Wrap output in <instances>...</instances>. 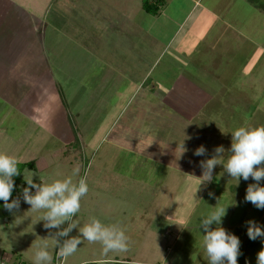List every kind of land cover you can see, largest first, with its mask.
Listing matches in <instances>:
<instances>
[{"label": "rangeland", "instance_id": "1", "mask_svg": "<svg viewBox=\"0 0 264 264\" xmlns=\"http://www.w3.org/2000/svg\"><path fill=\"white\" fill-rule=\"evenodd\" d=\"M142 1L55 0L48 8V25L42 32L45 34L47 29L52 39L57 34L56 29L62 31L64 28L67 39L63 44L66 49H70L74 42L84 51L90 48H96L98 52L103 49L110 51L111 48L139 49L146 40L137 42V39L130 37L127 43L120 36L123 32L115 35V28L120 25L113 24L126 14L139 19L140 25H146L149 18L142 8ZM221 2L216 6L220 19L210 28L219 34L212 40L201 36L192 47L193 63L201 69L197 75L203 76L204 85L209 87L211 84V90L215 92L209 106L191 121L193 127L200 129L193 149L201 145L206 149L205 156H199L202 158L200 161L211 158L214 149L223 145L226 162L231 133L235 129L264 126V0ZM224 19L232 20L236 28L241 29V35L228 33L227 36L226 28H223ZM187 32L196 37L190 26ZM72 33L76 37L74 41L68 38V34ZM202 37L206 39L202 40ZM107 95L111 96L110 92ZM103 101L97 106L100 109L96 113L97 120L92 121L95 127H99L91 128L89 120L80 127L88 145L82 154L67 152L64 155L60 152L53 159L47 153V149L54 145L50 143L39 155L38 169L26 167L21 173L23 179L24 175L32 172L35 183H51L70 176L73 169L79 166V176H87L89 191L81 199V209L73 218L78 222V227L68 237H57L56 233L67 227V222L60 229H45L44 221L40 220L42 213L31 211L23 196H16L13 199L19 198V209L4 213L0 204V264H34L36 246L45 241L53 257L51 264H208L202 247L206 233L199 228V221L216 205L227 207L221 226L241 241L242 254L238 257V264H257V253L264 244L261 238L255 241L249 239L245 222L254 220L264 226V209H257L244 200L248 184L254 183L252 178L247 181L241 178L237 184L224 172L223 166H216L213 180L206 186H199L196 177L202 176V170L198 168V161L197 165L172 158L170 161L174 163L168 166L162 159H150L113 145L112 138L107 135L102 138L100 133L104 134V126L108 127L114 122L112 116H115L119 106L109 104L110 101L114 105L115 100ZM159 102L155 100V107H159ZM108 107L111 110L101 112ZM161 107L162 115L168 120L173 122L177 119L178 115L172 108L164 103ZM25 122L21 124L25 125ZM6 123L12 126L10 120ZM165 127L164 131L157 132L156 143L160 139L162 149L171 150L173 146L170 148L163 143L172 133ZM5 133L6 137L0 138V150L12 145L16 139H8ZM12 135H17L14 130ZM175 139L178 143L174 136L169 141L175 142ZM38 154L37 148L30 147L23 154L10 152L9 155L20 156L19 162H24L35 160ZM179 163H184L182 169L175 166ZM261 186H264V180ZM210 192L213 196H209ZM92 217L105 225L115 224L123 228L130 240L129 250L126 253L110 252L104 256L100 243H89L81 237L83 242L76 253L67 261L59 259L55 241L59 240L62 244L64 239L78 236L79 227H83ZM212 227L215 228V225Z\"/></svg>", "mask_w": 264, "mask_h": 264}, {"label": "crops", "instance_id": "2", "mask_svg": "<svg viewBox=\"0 0 264 264\" xmlns=\"http://www.w3.org/2000/svg\"><path fill=\"white\" fill-rule=\"evenodd\" d=\"M54 1L0 0V138L6 137L5 132L8 139L16 138L0 151L23 154L30 147L37 148L35 169L40 166L39 155L50 143L54 145L47 153L53 159L60 152L82 154L88 145L80 127L88 120L89 126L95 127L92 121L97 120L98 103L115 100L114 105L109 101L113 107L119 106L112 116L114 122L104 126L102 138L107 135L113 145L150 159H162L168 166L173 165L172 158L199 163L202 158L192 152L200 129L191 121L209 106L215 92L211 84L204 85L203 76L197 75L201 69L193 63L192 47L201 36L212 40L219 34L210 28L219 18L216 6L221 0H162L156 13L142 5L149 18L146 25L126 14L113 25H120L115 35L123 32L120 36L127 43L133 37L137 42L146 40L145 44L132 51L111 48L99 52L96 48L84 51L76 42L66 49L64 28L56 29L58 35L51 37L53 40L47 29L42 32ZM224 21L227 36L241 35L232 20ZM189 26L195 38L187 32ZM68 38L74 41L76 37L72 33ZM213 45L216 47L215 42ZM156 99L159 107H155ZM162 103L176 112L175 121L162 115ZM8 120L12 126H7ZM164 125L172 132L169 139L174 136L179 141L163 142L173 146L171 150L162 149L160 139L156 143L157 132L164 131ZM13 130L17 135H12ZM182 144L186 151L181 155ZM16 158L21 160L20 156ZM183 165L175 166L182 169Z\"/></svg>", "mask_w": 264, "mask_h": 264}, {"label": "clouds", "instance_id": "3", "mask_svg": "<svg viewBox=\"0 0 264 264\" xmlns=\"http://www.w3.org/2000/svg\"><path fill=\"white\" fill-rule=\"evenodd\" d=\"M232 140L226 162L224 154L226 152L223 145L214 149L211 158L200 161L199 167L203 170L202 176L198 178L199 186L207 184L213 180V171L216 166H223L232 179L237 184L240 179L247 181L251 177L254 183H250L246 189L245 202H250L257 209H264V126H241L232 133ZM181 155L186 151L182 144ZM195 156H205L206 149L203 145L196 148ZM180 155V156H181ZM191 162V161H190ZM18 159L14 156L0 152V200L3 207L8 212L19 209L20 200L10 198L15 188L14 177L20 175ZM80 167L76 166L72 174L64 179H56L51 183H35L32 172L24 180L27 187L23 188V200L30 205V210L41 212L40 220L44 221L45 229H60L67 222V227L56 233L57 237H68L69 233L78 227V222L73 218L81 209V199L88 193L89 187L87 176L80 177ZM79 177L78 179H75ZM198 186V187H199ZM35 189V192H32ZM198 190V189H197ZM213 196V193H209ZM227 207L216 205L213 210L200 217L199 228L204 233L202 247L207 256L208 264H238L241 241L238 236L228 232L221 226L222 218L225 217ZM247 235L250 240L255 241L261 238L264 244V226L254 220L245 222ZM215 225V228L212 226ZM87 240L89 243H100L102 245V255L108 253H126L129 250L130 240L126 232L119 225H105L99 219L92 217L90 221L79 227V235L63 240L58 246L57 257L63 261L74 255L78 246ZM49 245L45 241L36 246L34 254V264H51L53 259L50 254ZM257 264H264V247L257 253Z\"/></svg>", "mask_w": 264, "mask_h": 264}, {"label": "trees", "instance_id": "4", "mask_svg": "<svg viewBox=\"0 0 264 264\" xmlns=\"http://www.w3.org/2000/svg\"><path fill=\"white\" fill-rule=\"evenodd\" d=\"M161 4H162V0H143L142 1V5H143L144 9H146L147 11L152 12V13H156ZM26 167L35 169L36 168L35 162L34 161H28V162H19L18 163V168L20 169V175L13 178L15 188L13 190V193H12V196H11L9 202H11V200L16 196H23L22 190H23V188L28 186L26 181L21 177V173H22L23 169ZM3 203L4 202L2 200H0V204H2L3 212L8 213V211L4 209ZM23 264H25V263H23Z\"/></svg>", "mask_w": 264, "mask_h": 264}]
</instances>
